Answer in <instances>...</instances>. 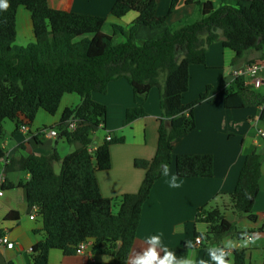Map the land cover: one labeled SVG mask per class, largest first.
I'll list each match as a JSON object with an SVG mask.
<instances>
[{
    "label": "trees",
    "instance_id": "1",
    "mask_svg": "<svg viewBox=\"0 0 264 264\" xmlns=\"http://www.w3.org/2000/svg\"><path fill=\"white\" fill-rule=\"evenodd\" d=\"M180 1L171 0L168 13L158 15L157 0H116L111 8L114 16L129 11L138 15L128 27L112 24L111 34L102 31L104 16L55 9L48 0H7L8 8L0 9V141L5 119L16 120L19 129L21 124L33 123L39 108L54 115L65 94L80 97L77 105L63 110L56 124L59 135L76 145L73 152L61 157L53 149L48 155L12 158L7 166V171L13 166L31 175L25 185L27 202L38 207L47 235L33 246L39 258L45 260L54 248L75 254L79 243L94 239L93 253L110 254L114 260L88 264H127L142 206L173 161V141L195 129L193 107L206 97L203 92L195 101L183 102L189 66L204 64L208 46L217 40L235 52L232 65L246 60L251 52L258 59L264 57V0H185L199 7L201 19L181 20L179 27L171 30L168 15ZM19 6L30 12L35 36L24 46L15 43ZM140 26L164 30L138 44ZM119 78L128 81L134 97V105L126 109L125 123L146 115L145 102L154 87L159 90L161 117L155 155L134 161L145 170L138 191L112 199L101 194L96 172L111 167L110 145L121 139L105 138L92 152L89 147L93 130L104 128L107 113L105 104L94 100L93 93H106L108 84ZM221 95L227 109L260 107L264 123L262 91L236 79ZM19 116L23 118L19 120ZM71 117L80 119L74 131L67 127ZM56 162H60L59 173L54 169ZM174 162L178 177L213 175L211 154H180ZM260 167L261 154L255 149L247 153L230 196L232 209L251 220L255 219ZM17 216L11 211L6 218ZM197 221L209 226L208 231L195 233L207 243L219 244L228 233L241 240L248 233L228 221L218 207L200 208ZM187 245L167 250L177 258L186 257ZM233 254L235 264H246L243 249H235ZM207 264H212L211 258Z\"/></svg>",
    "mask_w": 264,
    "mask_h": 264
},
{
    "label": "crops",
    "instance_id": "2",
    "mask_svg": "<svg viewBox=\"0 0 264 264\" xmlns=\"http://www.w3.org/2000/svg\"><path fill=\"white\" fill-rule=\"evenodd\" d=\"M115 1L48 0V3L55 9L104 16L105 24L111 27L110 33H105L111 34L112 24L128 27L138 15L136 11H129L121 17L114 16L111 8ZM170 1L157 0L156 13L166 15ZM192 5L195 4H186L185 0H181L168 15L167 26L174 17L178 22L186 18L181 13L182 8L193 11ZM105 24L102 27L103 32ZM16 28V44L24 46L35 40L31 14L24 6L17 9ZM163 30L140 26L136 42L140 44ZM219 33L221 34V31ZM234 56L233 50L225 47L221 40H217L208 46L204 64L189 66V87L183 94V102L191 103L203 92H206V97L193 107L195 129L173 141V161L167 168V175L164 174L154 183L150 197L142 206L127 264H134V257L148 248V240L152 236L161 238V246L157 249L161 257L164 249L178 248L190 242L192 247L189 248L188 255L194 249L197 261L203 260L207 264L210 248L220 246L229 249L225 244L232 241L236 247L231 248L229 264H235V249L245 251L246 264H264V139L258 136L257 128L250 123L251 118L260 114L261 108L227 109L221 95L232 69L258 58L255 52H251L246 60L232 65ZM262 93L264 94V90ZM93 99L105 104L107 108L104 125L106 130H100L98 127L93 130L89 151L92 152L101 145L107 133L111 138L121 139L110 145L111 167L96 172L100 192L104 197L112 199L135 193L144 179L145 170L136 167L134 161L153 158L157 149L161 117L159 90L154 87L149 91L145 102L146 115L129 123L124 122L125 113L127 108L134 105V97L125 78L111 81L106 93H93ZM79 102V95L65 94L54 115L39 108L33 123L28 124L30 130L27 133L17 129L16 120L5 119L2 122L4 135L0 141V158L7 151L10 152L11 159L30 154L48 155L53 149H56L61 157L73 152L76 145L69 143L59 133L55 138L41 135L38 139L29 137V134L41 127L58 124L63 110ZM22 118L19 116V120ZM259 127L264 129V123L261 122ZM254 149L261 154V176L259 193L253 207L255 219L251 220L247 214L237 213L232 209L230 196L235 189L246 154ZM180 154H211L214 158L213 175L178 177L174 159ZM5 174L0 196V234L7 233L13 240L14 247L0 250V264H88L114 260L110 254L93 253L94 239H90V245L82 254L68 255L54 248L49 250L45 260L39 258L33 246L45 240L47 235L38 207L27 202L25 185L31 180V175L18 171L13 166L8 171L6 169ZM173 176L176 177L179 187L170 186ZM202 207L222 209L228 221L235 223L242 230H247L248 236L259 235L260 239L255 244L240 247L244 237L238 240L228 233L219 244L204 241L196 244L195 233H204L209 227L205 222L197 221V212ZM11 211L17 212L18 216L7 219L6 216ZM31 214L34 215L33 218H30Z\"/></svg>",
    "mask_w": 264,
    "mask_h": 264
},
{
    "label": "built area",
    "instance_id": "3",
    "mask_svg": "<svg viewBox=\"0 0 264 264\" xmlns=\"http://www.w3.org/2000/svg\"><path fill=\"white\" fill-rule=\"evenodd\" d=\"M236 79H242L244 81V85L252 87L254 90L262 91L264 90V57L252 61L250 63L244 64L240 67H235L232 69L230 73V78L225 83L224 88L229 87ZM250 123L257 128V133L260 138L264 139V129L259 127L261 123L260 114L251 118ZM80 124V119L77 117H71L67 120V127L69 131H74ZM98 128H102L99 126ZM20 131L27 133L29 132V125L28 124H21L19 127ZM45 136V137H57L58 130L56 125L51 127H41L36 129L32 133L29 134V137L36 138V136ZM107 140L111 139L109 133L106 134L105 137ZM11 155L10 152L7 151L1 158H0V196L2 195L1 186L5 179V173L8 164L10 163ZM34 215L31 214L30 218H33ZM194 242L196 244H200L202 242L201 237H195ZM90 245V239H87L81 243H79L76 247V253L82 254L85 252L87 247ZM14 247L13 240L10 239L7 233L0 234V250L5 249H12ZM228 253H231V249H224Z\"/></svg>",
    "mask_w": 264,
    "mask_h": 264
},
{
    "label": "clouds",
    "instance_id": "4",
    "mask_svg": "<svg viewBox=\"0 0 264 264\" xmlns=\"http://www.w3.org/2000/svg\"><path fill=\"white\" fill-rule=\"evenodd\" d=\"M8 8L7 0H0V9L6 10ZM165 175H167V169H165ZM171 187H179L180 185L176 183V177L173 176L170 181ZM243 241L240 247H247L249 244H255L259 235L248 236L246 233L243 234ZM148 248L143 252L137 253L134 257V264H206L205 261H197L196 253L193 249L188 256L177 258L174 252L164 250V255L161 257L157 249L161 246L160 236H152L148 240ZM189 248L192 247L191 243L187 245ZM225 247L231 249L236 247L232 241H228ZM208 255L211 258L212 264H229L226 258L229 253L221 248L220 246L210 248L208 250ZM103 259V258H102Z\"/></svg>",
    "mask_w": 264,
    "mask_h": 264
},
{
    "label": "rangeland",
    "instance_id": "5",
    "mask_svg": "<svg viewBox=\"0 0 264 264\" xmlns=\"http://www.w3.org/2000/svg\"><path fill=\"white\" fill-rule=\"evenodd\" d=\"M215 1H217V0H215ZM193 6V5H192ZM192 10L193 11H191L190 9H186V8H182V11H181V13H183L184 14V17H186V18H184L183 20H187V21H195V20H198V19H201V12H200V9H199V7L197 6V5H194L193 7H192ZM179 22H178V20H177V18H172L170 21H169V28L171 29V30H174V29H176L177 27H179ZM111 28V27H110ZM110 28H109V25L106 23L105 24V27H104V32L105 31H109V33H110ZM16 43V42H15ZM99 130V129H98ZM100 130H106V129H104V128H100ZM54 169H55V172L56 173H59L60 172V164L59 163H54Z\"/></svg>",
    "mask_w": 264,
    "mask_h": 264
}]
</instances>
